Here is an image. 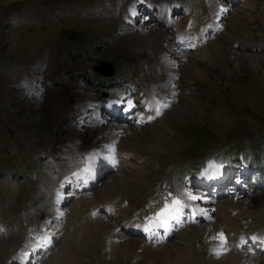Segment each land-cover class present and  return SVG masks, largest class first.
<instances>
[{
  "label": "rangeland",
  "instance_id": "rangeland-1",
  "mask_svg": "<svg viewBox=\"0 0 264 264\" xmlns=\"http://www.w3.org/2000/svg\"><path fill=\"white\" fill-rule=\"evenodd\" d=\"M186 226L264 264V0H0V264H179Z\"/></svg>",
  "mask_w": 264,
  "mask_h": 264
},
{
  "label": "bare ground",
  "instance_id": "bare-ground-1",
  "mask_svg": "<svg viewBox=\"0 0 264 264\" xmlns=\"http://www.w3.org/2000/svg\"><path fill=\"white\" fill-rule=\"evenodd\" d=\"M165 40V39H164ZM163 40V38L160 37V35H157L154 32H151L149 35L146 36V40L145 38H140L137 43L140 44H146V43H152V46L155 47V49H157L159 53H162V46L164 45L165 41ZM162 55V54H161ZM177 56V55H176ZM183 60V59H182ZM186 62V60L184 61V63ZM177 62L174 59L168 58L167 59V64L168 65H175ZM192 66H188L190 70V73L193 74V76L196 74V72L198 71V69H195L197 67V61H194L191 63ZM199 67V66H198ZM186 69V68H185ZM168 75V74H167ZM191 75V74H190ZM163 122V121H162ZM163 126H166V124H164ZM122 126H120V128H116V129H109V132L107 131V133H109V135H114L117 132H123L122 131ZM119 136V135H118ZM144 174H146L143 170L140 171L139 175L136 176L135 182H130L128 179H126L125 177L122 176V174H119L115 180V184H114V189L117 192V194H122L124 192H132L131 194L137 193L141 191V188L146 187L147 185H149L148 181L145 179ZM115 195V194H114ZM128 196V195H127ZM101 198V197H100ZM110 199V198H109ZM103 202H101L99 204V206H102L103 204L106 205L108 203L106 197L105 200H102ZM84 203H86L88 206L91 205V200L88 197H85ZM86 205V206H87ZM85 207V206H84ZM237 207L239 208V206L237 205ZM79 211V210H78ZM83 212V211H82ZM81 213V212H80ZM93 218V217H92ZM87 221V220H86ZM92 221V220H91ZM90 221V222H91ZM97 221V220H96ZM96 223V222H95ZM81 224V223H80ZM167 224V223H166ZM165 224V225H166ZM168 225V224H167ZM91 226V225H90ZM97 227V226H96ZM216 227V226H215ZM167 228H169V226H167ZM105 229V226L99 224L97 227V231H103ZM211 229V228H210ZM107 234L110 235L111 238L115 239V233H116V228L113 227H108L107 229ZM167 232L170 231V229H166ZM93 231V230H92ZM94 232V231H93ZM178 232V231H177ZM195 232L194 227H185L182 228L176 235L175 240L172 241L171 243H168L167 245H169L170 249H169V254L172 252L176 258H177V262H179V264H185L186 261H190L189 258V254H187L186 251V246L188 244V242L190 241V238L192 236V233ZM94 236V235H93ZM91 238V237H90ZM99 238V237H97ZM192 239V238H191ZM92 240V239H91ZM95 241V238H94ZM90 242V241H89ZM99 240L96 241V246H99ZM91 244V243H90ZM128 247H132L131 245H133V248L135 250H139L140 247H142L138 242L137 243H128L127 244ZM132 248V249H133ZM84 250V249H83ZM86 250V249H85ZM93 250V249H92ZM146 250L151 251V248L146 246ZM196 250V249H195ZM207 250V249H206ZM89 251V249H88ZM96 251V249H95ZM198 251V250H197ZM196 251V253H197ZM93 253V252H92ZM198 254V253H197ZM196 254V255H197ZM85 255V254H84ZM91 255V254H90ZM199 255V254H198ZM171 258V257H170ZM247 258V257H246ZM246 261H250L248 259H246ZM189 259V260H188ZM194 264H202V261L197 258L196 260L193 261Z\"/></svg>",
  "mask_w": 264,
  "mask_h": 264
},
{
  "label": "water",
  "instance_id": "water-1",
  "mask_svg": "<svg viewBox=\"0 0 264 264\" xmlns=\"http://www.w3.org/2000/svg\"><path fill=\"white\" fill-rule=\"evenodd\" d=\"M63 36L70 40L75 39V34L71 31H63ZM94 70L105 77H110L114 73V68L109 63L106 62H99L95 67Z\"/></svg>",
  "mask_w": 264,
  "mask_h": 264
},
{
  "label": "trees",
  "instance_id": "trees-1",
  "mask_svg": "<svg viewBox=\"0 0 264 264\" xmlns=\"http://www.w3.org/2000/svg\"><path fill=\"white\" fill-rule=\"evenodd\" d=\"M202 147H205V146H202ZM237 152L238 153L242 152L241 147L235 146L234 148L229 150L228 154L230 156V155L238 154Z\"/></svg>",
  "mask_w": 264,
  "mask_h": 264
},
{
  "label": "snow or ice",
  "instance_id": "snow-or-ice-1",
  "mask_svg": "<svg viewBox=\"0 0 264 264\" xmlns=\"http://www.w3.org/2000/svg\"><path fill=\"white\" fill-rule=\"evenodd\" d=\"M160 114V112H159V110H157V115H159ZM192 199H196V197H191ZM176 203H179V201H177ZM221 239H223V234H221Z\"/></svg>",
  "mask_w": 264,
  "mask_h": 264
}]
</instances>
